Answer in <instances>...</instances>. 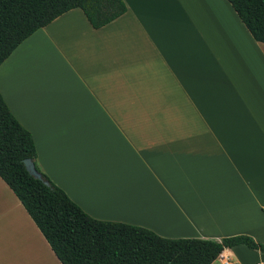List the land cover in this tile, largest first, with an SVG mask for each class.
<instances>
[{"label": "crops", "instance_id": "0c3cea01", "mask_svg": "<svg viewBox=\"0 0 264 264\" xmlns=\"http://www.w3.org/2000/svg\"><path fill=\"white\" fill-rule=\"evenodd\" d=\"M123 1L99 28L67 10L0 64L40 169L97 219L264 243V43L227 0ZM0 264H62L1 176Z\"/></svg>", "mask_w": 264, "mask_h": 264}, {"label": "trees", "instance_id": "16d2710c", "mask_svg": "<svg viewBox=\"0 0 264 264\" xmlns=\"http://www.w3.org/2000/svg\"><path fill=\"white\" fill-rule=\"evenodd\" d=\"M227 1L254 39L264 43V0ZM75 7L94 28L126 11L123 0H0V64L34 31ZM36 157L31 133L0 94V176L62 264H211L224 248L236 245L264 256V243L247 234L169 238L143 226L94 218L40 169ZM25 158L34 161L42 179L26 170Z\"/></svg>", "mask_w": 264, "mask_h": 264}, {"label": "water", "instance_id": "95a60500", "mask_svg": "<svg viewBox=\"0 0 264 264\" xmlns=\"http://www.w3.org/2000/svg\"><path fill=\"white\" fill-rule=\"evenodd\" d=\"M24 166L26 170L34 177L42 179L41 173L37 170L35 167V163L31 158H25L23 159ZM46 184H48V181H44Z\"/></svg>", "mask_w": 264, "mask_h": 264}, {"label": "built area", "instance_id": "2783aa9c", "mask_svg": "<svg viewBox=\"0 0 264 264\" xmlns=\"http://www.w3.org/2000/svg\"><path fill=\"white\" fill-rule=\"evenodd\" d=\"M225 264H229V262L228 261H225ZM256 264H261V263H256Z\"/></svg>", "mask_w": 264, "mask_h": 264}]
</instances>
